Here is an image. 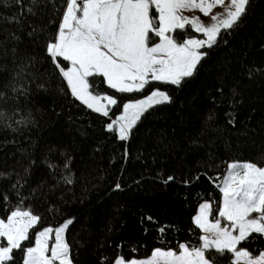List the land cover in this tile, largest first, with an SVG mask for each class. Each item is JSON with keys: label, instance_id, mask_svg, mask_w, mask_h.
<instances>
[{"label": "trees", "instance_id": "trees-1", "mask_svg": "<svg viewBox=\"0 0 264 264\" xmlns=\"http://www.w3.org/2000/svg\"><path fill=\"white\" fill-rule=\"evenodd\" d=\"M65 8V0H23L22 6L0 0V218L17 206L42 218L25 246H33L42 229L71 219L65 240L72 264H114L157 248L178 250L180 243L199 246L194 217L203 201L214 213L219 209L227 165L264 167V0H250L239 26L203 49L208 55L180 87L150 82L141 92L118 93L103 77H89L94 95L118 101L108 117L71 95L46 50ZM155 89L166 91L171 103L145 112L127 140L107 130L124 103ZM239 247L257 256L264 237L253 234ZM208 255L214 264L233 261L227 252ZM15 264H22L19 252Z\"/></svg>", "mask_w": 264, "mask_h": 264}, {"label": "snow or ice", "instance_id": "snow-or-ice-1", "mask_svg": "<svg viewBox=\"0 0 264 264\" xmlns=\"http://www.w3.org/2000/svg\"><path fill=\"white\" fill-rule=\"evenodd\" d=\"M31 2L37 5L40 0ZM15 3L22 6L23 0ZM225 3L228 4L225 18L213 15L210 25H204L200 17L181 14L184 10L198 9L209 16L213 7ZM249 4L250 0H65L66 10L57 35L49 41L46 50L67 81L71 95L87 108L108 117V105H117L118 101L113 96L94 95L89 89L95 88V82L90 83L88 77L105 78L107 86L118 93L143 91L150 83L149 74L151 81L180 87L208 55L203 49L215 46L222 32L238 27ZM151 6L155 7V14L150 15ZM27 12L32 13V8H27ZM191 32L202 33L205 38H196ZM155 38H159L158 43L153 42ZM57 57L70 61L72 67H61ZM12 91L26 94L27 89L13 86ZM102 99L107 105L100 103ZM171 100L166 91L155 89L144 99L124 103L122 115L108 123L107 130H118V138L127 140L145 112ZM4 116L0 111V119ZM208 119H214L213 115L209 114ZM24 122L23 119L16 121L17 124ZM227 167L229 171L220 188L223 206L217 211L230 225L222 227L219 218L209 223L211 205L204 203L199 215L194 217V225L205 233L199 237V246L180 243L178 250L157 248L145 260L125 262L118 258L115 264H214L215 256L208 254L222 256L226 252L234 256L232 264H239L242 259L245 264H264V251L253 256L248 249L238 247L253 234L264 236V167L253 162H234ZM64 168H69L67 162ZM3 175L0 173V177ZM63 179L72 183L69 176ZM173 179L168 177V181ZM18 185L19 180L12 187ZM119 188L117 184L116 189ZM7 199L5 196L4 200ZM41 219L31 209L20 206L10 210L7 222L0 219V237L7 239L6 245L0 243V264H15L17 252L21 254L22 264H54V261L71 264L69 245L63 236L73 223L71 219L56 229L44 228L37 232L34 246L23 244L31 241L29 230ZM234 230L238 234H233ZM53 232L55 242L49 249L48 239ZM49 250L51 255L47 256Z\"/></svg>", "mask_w": 264, "mask_h": 264}, {"label": "rangeland", "instance_id": "rangeland-1", "mask_svg": "<svg viewBox=\"0 0 264 264\" xmlns=\"http://www.w3.org/2000/svg\"><path fill=\"white\" fill-rule=\"evenodd\" d=\"M152 8H154L155 9V7L154 6H151ZM151 7H150V12H151ZM227 8H228V4L227 3H225L223 6H217V7H213L212 9H211V14L209 15V16H204L198 9H193V10H184V11H182V15H184V16H188L189 18H193V17H200V19H201V21H202V23L204 24V25H210L211 23H213V21H212V19H211V16H213V15H217V14H219V18L220 19H223V18H225V16H226V10H227ZM65 10H66V8H65ZM64 10V11H65ZM64 14V13H63ZM77 15H80V13H77ZM158 15V14H157ZM63 17V16H62ZM61 21H62V19H61ZM61 23V22H60ZM197 34H201L202 35V38H205V37H203V34L202 33H197ZM154 43H158L159 42V38H155L154 39V41H153ZM59 58H62V57H59ZM63 59V58H62ZM67 62V67H66V69H69V68H71L72 67V65H71V62L70 61H66ZM89 78V77H88ZM87 78V79H88ZM149 80H150V82H158V81H151V77H150V74H149ZM104 79V81H105V84L107 85V83H106V80H105V78H103ZM66 81V80H65ZM66 83H67V81H66ZM67 86H68V84H67ZM68 88H69V86H68ZM110 88V87H109ZM112 89V88H111ZM69 90H70V88H69ZM114 90V89H113ZM90 91V90H89ZM71 92V91H70ZM151 94V93H150ZM150 94H148V95H150ZM105 95H108V94H104V95H100L101 97H103V96H105ZM148 95H146V96H144V97H142V98H140V99H138V100H141V99H144V98H146ZM108 96H110V95H108ZM134 101H136V100H134ZM80 102V101H79ZM129 102V101H128ZM81 103V102H80ZM100 103L101 104H103V105H107V101L106 100H101L100 101ZM82 104V103H81ZM84 105V104H83ZM84 106H86V105H84ZM87 107V106H86ZM113 107V105H108V109H109V111H110V109ZM89 109V108H88ZM90 110H92V109H90ZM93 111V110H92ZM93 112H95V111H93ZM96 113H98V112H96ZM122 113H123V110H122V112H121V114L120 115H122ZM98 114H101V113H98ZM102 115V114H101ZM120 115H118L117 117H119ZM116 117V118H117ZM116 118H114V119H111L110 121H109V123L110 122H112L113 120H116ZM116 133H117V135H119V133H118V130L117 131H115ZM234 162H239V161H233V162H230L229 164H231V163H234ZM242 163V162H241ZM228 171H229V169H228V167H227V169H226V172H225V174H224V176H223V178L221 179V182H220V188H221V186L223 185V179L226 177V175H227V173H228ZM222 198H223V194H222V192H221V201H220V206H219V208H222ZM204 203H208V204H210L211 205V203L209 202V201H203L200 205H199V207H198V210H197V214H196V216L197 215H199V212H200V207H201V205H203ZM22 209H27V208H22ZM253 215H256V214H253ZM195 216V217H196ZM215 218H219L220 219V221H221V226L223 227V226H227V225H230L231 224V222L230 221H228V220H226V219H224V218H222V217H219V214H218V211L216 212V213H214L213 212V209H212V205H211V212H210V214L208 215V221H209V223H213L214 221H215ZM0 219H2V218H0ZM5 220V222H7V218L6 219H4ZM194 221V220H193ZM66 222V221H65ZM64 222V223H65ZM63 223V224H64ZM63 224H61V225H63ZM60 225V226H61ZM60 226H58V227H60ZM58 227H56V228H58ZM47 228H51V227H47ZM56 228H52V229H56ZM31 230L32 229H30L29 230V232H31ZM43 230V229H42ZM41 230V231H42ZM200 230V229H199ZM231 230V229H230ZM200 232H201V235H205V233H203L202 232V230H200ZM233 234H238V232L237 231H233ZM209 235H211V234H209ZM63 236H64V239H65V232H64V234H63ZM264 237V236H263ZM54 242H55V232H53V233H51L50 234V237H49V239H48V246H49V249H51V247L53 246V244H54ZM0 243H2V244H4V245H6L7 244V239H6V237H0ZM34 244H35V239H34ZM34 244H33V246H34ZM200 244H201V241H200ZM238 247H239V245H238ZM163 250H165V249H163ZM264 251V250H263ZM153 252V251H152ZM46 255L47 256H50L51 255V251L49 250V252H47L46 253ZM151 255H152V253L148 256V257H145V258H134V259H130V260H124L125 262H129V261H132V260H136V261H140V260H145V259H147V258H150L151 257ZM258 256V255H257ZM118 259V258H117ZM116 259V260H117ZM233 260H234V256H233ZM54 264H59V261H54ZM71 264H72V262H71ZM115 264V263H114ZM239 264H245V262H244V260L242 259L240 262H239Z\"/></svg>", "mask_w": 264, "mask_h": 264}]
</instances>
